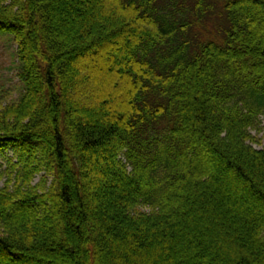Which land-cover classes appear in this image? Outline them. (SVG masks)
<instances>
[{"label":"trees","instance_id":"trees-1","mask_svg":"<svg viewBox=\"0 0 264 264\" xmlns=\"http://www.w3.org/2000/svg\"><path fill=\"white\" fill-rule=\"evenodd\" d=\"M0 33V264H264V0H0Z\"/></svg>","mask_w":264,"mask_h":264},{"label":"rangeland","instance_id":"rangeland-1","mask_svg":"<svg viewBox=\"0 0 264 264\" xmlns=\"http://www.w3.org/2000/svg\"><path fill=\"white\" fill-rule=\"evenodd\" d=\"M18 45L14 38L5 33H0V98L5 102L16 101L23 93V86L18 76L19 60L17 57ZM262 118V130L253 131L257 135L261 143H254L256 147L264 145V115ZM0 148V161L4 163V167L8 166V159L6 156H12L14 150L12 146L7 148ZM39 178L36 179L38 181ZM148 210L147 208H144Z\"/></svg>","mask_w":264,"mask_h":264}]
</instances>
